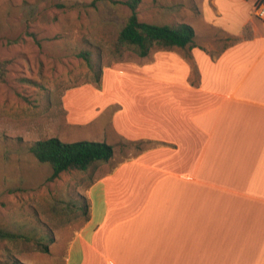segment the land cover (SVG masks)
Listing matches in <instances>:
<instances>
[{"label": "crops", "instance_id": "0c3cea01", "mask_svg": "<svg viewBox=\"0 0 264 264\" xmlns=\"http://www.w3.org/2000/svg\"><path fill=\"white\" fill-rule=\"evenodd\" d=\"M208 1V26L252 38L103 71L81 123L146 148L88 188L89 220L43 264H264V20L217 24L244 0Z\"/></svg>", "mask_w": 264, "mask_h": 264}, {"label": "rangeland", "instance_id": "374dc122", "mask_svg": "<svg viewBox=\"0 0 264 264\" xmlns=\"http://www.w3.org/2000/svg\"><path fill=\"white\" fill-rule=\"evenodd\" d=\"M261 1L244 0L239 9L225 7V16L215 22L227 26V21L242 15L257 20L255 8ZM208 2L141 0L138 19L188 24L197 34L196 43L212 45L211 52L216 53L230 44L231 35L206 24L209 16L202 9ZM128 16L129 9L120 0H0V61L6 62V77L0 83V264H43L48 255L60 257L83 223L80 208L88 176H100L139 152L119 141L112 160L97 170L62 173L50 182L49 166L27 150L50 137L65 143L102 141L103 115L95 127L81 123L91 116L87 110L96 102L87 96L90 87L98 88L94 70L101 68V85L104 70L149 61L159 52L145 58L112 52ZM81 51L91 53L92 67L78 56ZM65 108L71 112L70 121L81 127L67 124ZM5 233L43 240L49 253L23 239L11 242Z\"/></svg>", "mask_w": 264, "mask_h": 264}, {"label": "trees", "instance_id": "16d2710c", "mask_svg": "<svg viewBox=\"0 0 264 264\" xmlns=\"http://www.w3.org/2000/svg\"><path fill=\"white\" fill-rule=\"evenodd\" d=\"M262 2V1H261ZM120 3L129 9V16L124 27L118 31L115 41L112 44V52L121 55L123 52H131L139 58L149 56L153 51H175L182 50L187 60L190 59V51L197 46L194 29L184 23L172 24H152L142 22L138 19V8L141 0H120ZM245 34L242 38L229 36L230 44L226 47L240 42L243 38H252L250 27L243 28ZM224 47V48H226ZM223 48V49H224ZM78 56L82 58L89 67L91 65V53L81 51ZM101 68L94 70V79L99 88ZM6 77V62L0 61V83L4 82ZM147 142H128L129 145L137 148L139 152ZM28 153L39 163L47 164L50 168L48 181H54L62 173L70 171H79L87 173L89 170L95 171L101 165L108 163L114 156V148L104 142L79 141L73 143L61 142L56 137L38 140L28 147ZM110 167L111 171L114 166ZM101 177L88 176V181L84 183V196L82 197V207L80 214L83 217L81 227L89 220L90 203L85 195L88 188ZM80 227V228H81ZM4 238L14 242L23 239L26 242H32V247L42 253H49L48 245L43 241H32L27 237H20L14 234L5 233ZM31 244V243H30ZM13 264H23L14 261Z\"/></svg>", "mask_w": 264, "mask_h": 264}, {"label": "built area", "instance_id": "2783aa9c", "mask_svg": "<svg viewBox=\"0 0 264 264\" xmlns=\"http://www.w3.org/2000/svg\"><path fill=\"white\" fill-rule=\"evenodd\" d=\"M255 15L258 19L264 20V0L255 8Z\"/></svg>", "mask_w": 264, "mask_h": 264}]
</instances>
